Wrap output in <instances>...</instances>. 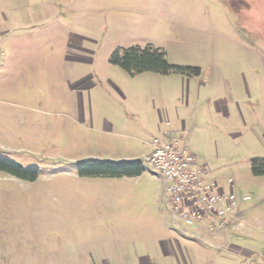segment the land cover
I'll return each instance as SVG.
<instances>
[{
  "label": "rangeland",
  "instance_id": "374dc122",
  "mask_svg": "<svg viewBox=\"0 0 264 264\" xmlns=\"http://www.w3.org/2000/svg\"><path fill=\"white\" fill-rule=\"evenodd\" d=\"M147 46L200 75L112 62ZM164 120L209 178L233 180L225 231L167 212L147 161ZM0 160L36 170L0 169V264H264V175L251 171L264 160V0H0ZM87 160L144 171L81 176Z\"/></svg>",
  "mask_w": 264,
  "mask_h": 264
},
{
  "label": "built area",
  "instance_id": "2783aa9c",
  "mask_svg": "<svg viewBox=\"0 0 264 264\" xmlns=\"http://www.w3.org/2000/svg\"><path fill=\"white\" fill-rule=\"evenodd\" d=\"M162 123L165 128L158 130L159 136L152 139L147 161L161 180L167 212L176 223L186 227L206 223L209 230H225L238 200L231 189L233 180L228 179L225 187L209 178L205 167L178 146L169 122Z\"/></svg>",
  "mask_w": 264,
  "mask_h": 264
},
{
  "label": "trees",
  "instance_id": "16d2710c",
  "mask_svg": "<svg viewBox=\"0 0 264 264\" xmlns=\"http://www.w3.org/2000/svg\"><path fill=\"white\" fill-rule=\"evenodd\" d=\"M113 64L119 66L130 76L144 72L160 75L178 74L185 77H197L199 68L171 65L165 53L159 49L147 46L146 48L132 47L118 55L112 56ZM0 169L19 178L33 180L36 170H23L14 164H7L0 160ZM144 167L140 160H87L78 163V172L81 176L94 177H136L142 174ZM251 171L255 176L264 175V160H255L251 163Z\"/></svg>",
  "mask_w": 264,
  "mask_h": 264
},
{
  "label": "crops",
  "instance_id": "0c3cea01",
  "mask_svg": "<svg viewBox=\"0 0 264 264\" xmlns=\"http://www.w3.org/2000/svg\"><path fill=\"white\" fill-rule=\"evenodd\" d=\"M161 116V115H160ZM238 213H240L239 211H237V209H236V211H235V215L236 214H238ZM177 226V225H176ZM197 226H202V229L204 230V231H202L203 232V236L205 235V234H207L208 236H213V234H214V232H216V231H225V230H209L208 229V227H207V224L206 223H200L199 225H197ZM196 227V226H195ZM180 228V227H179ZM109 264V263H108ZM114 264H116V263H114ZM117 264H122L121 262H117ZM123 264H127V261L125 262L124 261V263ZM143 264H149V263H147V262H144Z\"/></svg>",
  "mask_w": 264,
  "mask_h": 264
}]
</instances>
